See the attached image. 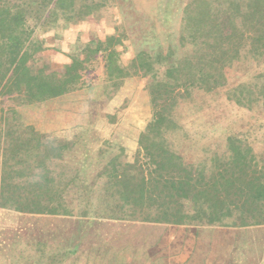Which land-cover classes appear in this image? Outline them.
<instances>
[{
	"label": "trees",
	"instance_id": "1",
	"mask_svg": "<svg viewBox=\"0 0 264 264\" xmlns=\"http://www.w3.org/2000/svg\"><path fill=\"white\" fill-rule=\"evenodd\" d=\"M115 1L0 0V96L14 89L25 94L29 102L64 96L81 86L86 64L96 59L100 53H110L109 64L114 66V72L121 76L128 75V70L124 67L113 65L116 53L111 51L113 37L108 42L88 40L83 42L85 45H78L62 74L48 73L45 69L33 71L28 63L29 58L36 53V37L50 31L59 34L62 32L58 29L60 24L66 31L73 21L84 20L78 14L75 15V11L72 15L68 14L72 9L80 8L86 17L99 21L104 10ZM140 2L121 0V10L124 12L125 4L138 6ZM182 13L183 30L179 45H173L170 36L168 42L162 43L160 37L154 35L158 44L156 54L152 55L150 52L155 47L149 46V49L140 50L130 65L135 73H140L143 78L152 82L151 102L165 97L157 105L159 109L155 111L147 131L140 138L141 144H146L145 158L152 169L149 167L146 175L139 161L127 164L124 168L122 164L121 173L114 168V172L108 173V184L116 187L111 198L117 201L114 207L119 204L118 207L103 213L81 211L76 213L77 216H104L119 221L185 226L243 228L264 225V162L259 161L258 154L245 134L234 133L227 136L226 151L222 155H215L212 165L207 162H201L200 165L187 164L183 158L166 150L162 142L153 141L163 136L174 124L172 114L178 104L173 91L182 88L179 97H186L197 90L213 93L227 83L224 74L226 66H233L241 61L242 56V62L262 63L264 0H190L183 7ZM84 35L78 33L76 41H81ZM245 49L246 54L243 53ZM89 50L88 57H85V52ZM181 50L184 51L181 53ZM161 68L165 69L161 73L163 78L159 76ZM257 73L259 76L256 82L255 75L254 82L241 84L228 93L238 105L259 101L264 109L263 65ZM121 84L122 81H113L115 92L121 88ZM3 138L0 132V156L7 139L5 137L3 141ZM12 152V160L17 165L19 162L15 159L14 151ZM7 162L4 161V166ZM116 162L115 158L111 161L112 164ZM3 170L5 173L9 172L2 169L0 174L1 209L31 215L72 216L75 213L74 209L66 205L64 195L47 197L36 192L44 189L50 191V179L30 183L29 179L20 180L24 174H31L24 173L23 169H12L7 175H3ZM28 187L31 189L28 190ZM187 207L193 210V214L185 211ZM52 242L41 236L29 243L30 249L16 247L17 250L11 257L16 262L13 259L11 262L144 264L148 261L151 264H171L163 251L167 248L165 239L155 245H129L125 251L116 250L104 237L98 244L92 245L90 250H82L75 241L71 246ZM131 250L132 257H127L126 252ZM17 252L19 254L15 255Z\"/></svg>",
	"mask_w": 264,
	"mask_h": 264
},
{
	"label": "rangeland",
	"instance_id": "2",
	"mask_svg": "<svg viewBox=\"0 0 264 264\" xmlns=\"http://www.w3.org/2000/svg\"><path fill=\"white\" fill-rule=\"evenodd\" d=\"M140 1L138 6L125 4L123 12L121 0H116L104 10L99 21L86 17L80 8L72 9L68 14L72 15L75 11V15L78 14L84 20L73 21L66 31L60 24L58 29L62 32L59 34L50 31L36 37V53L28 61L33 71L45 69L48 73L62 74L78 45H85L83 42L88 40L108 42L113 37L111 51L116 52L113 65L124 67L128 70V75L121 76L114 72V66L109 64L110 53H107L108 56L100 53L96 59L86 64L81 86L64 96L29 102L25 94L16 89L0 96V132L2 137L7 138L5 141L3 138L0 174L2 169L9 171L5 173L3 170V175L11 173L12 169H23L24 173L31 174H24L20 180L29 179L33 183L44 178L50 179V191L44 189L36 192L47 197L64 195L66 205L75 212L72 216L54 217L18 214L0 208V264H17L11 262L16 247L30 249L29 243L41 236L53 241L52 243H64L67 246L75 241L82 250H90L102 237L118 251H125L129 245L141 247L150 243L147 242V237L152 231L148 226H141L139 223L142 222H120L104 216L79 217L76 214L86 210L103 213L118 207L119 204L114 207L117 201L111 198L116 187L108 184V173L114 168L121 173L122 164L124 168L127 164L139 161L148 175L150 166L145 158L146 144H141L140 138L147 131L155 111L159 109L157 105L165 97L151 102L152 82L143 78L140 73H135L130 65L136 54L140 50L149 49V46L155 47L150 52L152 55L156 54L158 44L154 35H158L162 43L168 42L170 36L173 45H179L183 30V7L190 0ZM79 28L87 33L81 41H76ZM90 51L85 52L84 56L88 57ZM243 53L246 54V49ZM242 59L233 66H226L224 74L227 83L213 93L197 90L186 97H179L182 88L173 91L178 104L173 109L174 124L163 136L153 141L162 142L166 150L183 158L187 164L207 162L212 165L215 155H222L226 151L227 136L241 133L246 135L254 147L259 161L264 162L262 102L253 101L241 106L228 95L241 84L254 82L255 75L256 82L259 76L257 71L264 66V59L260 64L255 61L242 62ZM164 70L161 68L159 76H162ZM113 81H122L121 88L116 92ZM12 151L19 162L17 165L12 160ZM58 151L62 152V159L56 156ZM114 158L117 162L112 164ZM6 160L8 162L4 166ZM44 161L46 165L42 166ZM33 167L36 169L31 171ZM185 211L193 214V210L188 207ZM172 219L175 220V217ZM197 223L196 221L195 224ZM245 232L247 239L252 237L249 234L252 230ZM154 235H160V238L156 243V238H152L151 245L164 240L165 236L167 248L163 251L172 264L168 234L167 237L166 233ZM247 239L244 242L248 248ZM241 244L243 242L240 240L236 243L238 247L233 254L234 264H251L246 260L248 254L244 255L246 247L242 248ZM194 246L191 242L190 247ZM208 246L203 243L198 250L196 244V255H191V264H205L209 256ZM250 248H253L252 244ZM18 254L19 252L15 255ZM126 254L127 257H132L133 250ZM161 254L164 255L162 250ZM144 264L151 263L146 261ZM223 264H227L226 260Z\"/></svg>",
	"mask_w": 264,
	"mask_h": 264
},
{
	"label": "crops",
	"instance_id": "3",
	"mask_svg": "<svg viewBox=\"0 0 264 264\" xmlns=\"http://www.w3.org/2000/svg\"><path fill=\"white\" fill-rule=\"evenodd\" d=\"M83 23V22H82ZM84 24V23H83ZM82 25V24H81ZM77 32L81 35L86 34L82 32L83 28H79ZM3 149V147H2ZM58 158L63 157L62 152L58 151ZM51 160V159H50ZM23 162V161H22ZM20 162V164L22 163ZM19 164V165H20ZM41 164V163H39ZM23 166L26 164H22ZM46 165L45 161L42 166ZM40 166V165H37ZM41 166V167H42ZM36 167L31 168V170H35ZM46 216V215H45ZM58 217V216H54ZM122 222V221H120ZM139 222V221H132ZM141 226H148V228L152 231L150 232L149 238L147 237V242L155 239L154 243L158 241L160 235L155 236L154 234H165L166 237L168 234V242L170 247V259L173 261L172 264H191V255L196 252V244H198V250L204 244L208 246L209 256H207L205 264H223L226 260L227 264H234L233 254L235 251L236 243H239V240L243 242L240 246L246 247L244 255L248 254L246 260H248L251 264H264V226L250 227V228H227V227H219V226H185V225H175V224H157V223H139ZM147 228V227H145ZM245 230H252L251 238L247 239L245 235ZM161 231V232H160ZM253 238V239H252ZM165 239V236H164ZM245 239L249 242V246L247 248L245 244ZM188 241V242H187ZM191 242L195 245L194 247H190ZM253 248H250V246ZM254 249V250H252ZM196 255V254H195ZM244 255L241 257L243 258ZM193 258V257H192ZM210 259V262H209Z\"/></svg>",
	"mask_w": 264,
	"mask_h": 264
}]
</instances>
